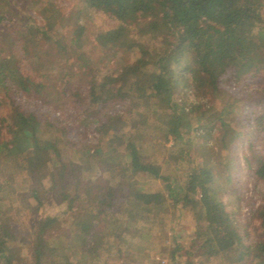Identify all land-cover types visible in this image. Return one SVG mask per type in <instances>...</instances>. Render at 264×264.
I'll return each instance as SVG.
<instances>
[{
	"label": "trees",
	"instance_id": "1",
	"mask_svg": "<svg viewBox=\"0 0 264 264\" xmlns=\"http://www.w3.org/2000/svg\"><path fill=\"white\" fill-rule=\"evenodd\" d=\"M82 1L85 13L101 12L120 25L100 36L104 44L128 48L122 25L141 18L151 21L142 33L156 26L164 31L166 48L154 55L153 66L140 59L117 76L90 84L84 95L79 86L69 85L60 64L71 51L81 62H73V68H88L89 60L78 54L84 47L83 26L77 23L67 43L30 18L16 34L0 32V107L13 109L11 123L0 118V264L23 263L19 248L29 264H89L121 245L145 243L148 235L155 245L165 217L177 210L189 211L193 234L183 263L178 253L184 247L174 243V264H264V212L259 241L245 247L223 209L212 170L182 165L190 125L174 104L175 92L193 84L215 92L226 74L236 89L256 79L257 90L249 95L260 107L255 125L264 136V0ZM5 6H0V25L8 19ZM41 35L44 40L37 39ZM42 45L48 47L41 50ZM22 59L32 60L34 75L21 71ZM54 74L65 81L53 80ZM29 103L53 114L66 115L70 107L79 111V126L94 129L97 146L93 151L84 147L85 156L77 162L68 160L71 147L60 136L40 137L58 126L34 115ZM116 105L125 112L113 113ZM225 111L218 120L228 130ZM2 130L9 139H2ZM169 137L179 177L143 161ZM253 166L257 182L264 183V156ZM15 175L21 188L13 185ZM143 178L160 182L162 189L145 190ZM56 207L63 210L46 215ZM156 228L160 236L154 235Z\"/></svg>",
	"mask_w": 264,
	"mask_h": 264
},
{
	"label": "rangeland",
	"instance_id": "2",
	"mask_svg": "<svg viewBox=\"0 0 264 264\" xmlns=\"http://www.w3.org/2000/svg\"><path fill=\"white\" fill-rule=\"evenodd\" d=\"M6 2L7 4L4 0H0L2 8L6 4L7 13L4 17L8 18L0 25V32L11 30L16 34L18 29L22 30L24 19L30 18L36 25L46 28L45 31L48 29L54 35L60 34V38L62 37L67 43L77 23L83 26L84 47L78 54H83L89 60L88 68L78 70L77 66H80L81 62L75 60L71 51L61 58L60 64L62 71L68 74L66 80L70 81L69 85L72 88L79 86L84 95L90 84L100 83L105 77H115L127 66L140 59L153 66L154 55L166 48L164 31L156 26L153 30H148L146 34L142 33L141 30L148 28L151 21L141 18L122 25L125 29L126 41L130 45L128 48L113 43L104 44L100 36L112 32L120 25L101 12L85 13L82 10V0H6ZM47 32L51 34L50 31ZM29 36H26L27 40ZM37 39L44 40L42 35ZM17 42L19 44L17 49L19 48V54L22 57L21 40L17 38ZM46 47L48 46L42 45L41 50ZM67 59L71 62L69 68L66 65ZM31 61L21 60L22 72L29 75L33 73ZM73 62L75 64L77 62L74 68ZM52 77L53 80H59L62 83L65 81L61 74H54ZM257 84L255 79L236 89L229 82V76L226 74L215 92L204 90L193 84L189 89L178 90L174 94L175 106L179 111H184L190 125V130L185 136L190 148L182 156V165L188 167L190 163H198L212 170L214 186L223 209L245 247L259 241L260 234L257 229L260 214L264 212V183L257 182L253 166L257 159L264 156V136L257 132L255 125V118L260 107L255 106V99L249 95L257 90ZM29 104L30 111L34 115L42 119L48 118L51 123H54L53 125L58 126V129L46 128L44 135L40 137L47 140L60 136L63 142L71 147L67 151L68 160L77 162L78 157L85 156L84 147L88 146L93 151L97 146L98 134L94 129H84L79 126V111L70 107L66 115L53 114L46 107ZM223 109L226 110L228 130H225L218 120V113ZM12 110L9 106H1L0 118L5 117L11 123L9 117L12 116ZM125 110L121 105L113 107V113L123 114ZM198 113L200 115H197ZM181 128L185 130L186 126L183 125ZM1 134L2 139H9L8 131L2 130ZM173 144L174 140L169 137L165 145L158 144L149 157L143 158V161H154L161 166L164 174L179 177L172 158L175 154V149H172ZM74 149H83L84 153H76ZM21 182V178L15 175L13 185L21 188ZM141 182L147 191L162 189L158 181L143 178ZM62 210L63 207L51 208L46 215L54 216ZM153 232L154 235H159L157 228ZM161 234L160 240L155 245H152L151 237L148 235L145 243H135L132 246L121 245V250L116 248L112 253L107 251L100 256H95L89 264H174L171 253L175 242L184 247L178 253L180 263L188 260L185 247L193 234L188 210H177L166 216L164 231ZM17 253L21 254L24 262L16 264H29L21 248Z\"/></svg>",
	"mask_w": 264,
	"mask_h": 264
}]
</instances>
